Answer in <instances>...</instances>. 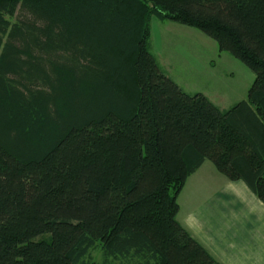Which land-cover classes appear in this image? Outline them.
Instances as JSON below:
<instances>
[{
    "label": "trees",
    "instance_id": "obj_1",
    "mask_svg": "<svg viewBox=\"0 0 264 264\" xmlns=\"http://www.w3.org/2000/svg\"><path fill=\"white\" fill-rule=\"evenodd\" d=\"M152 18L247 66L248 99L183 91ZM206 161L264 204V0H0V264H222L178 221Z\"/></svg>",
    "mask_w": 264,
    "mask_h": 264
},
{
    "label": "rangeland",
    "instance_id": "obj_2",
    "mask_svg": "<svg viewBox=\"0 0 264 264\" xmlns=\"http://www.w3.org/2000/svg\"><path fill=\"white\" fill-rule=\"evenodd\" d=\"M152 53L161 69L188 94H203L222 110L248 99L255 74L196 29L152 18ZM226 179L210 161L187 181L178 198V221L205 203ZM96 261L100 251L94 252Z\"/></svg>",
    "mask_w": 264,
    "mask_h": 264
},
{
    "label": "crops",
    "instance_id": "obj_3",
    "mask_svg": "<svg viewBox=\"0 0 264 264\" xmlns=\"http://www.w3.org/2000/svg\"><path fill=\"white\" fill-rule=\"evenodd\" d=\"M182 224L222 264H264V204L242 181L224 179Z\"/></svg>",
    "mask_w": 264,
    "mask_h": 264
}]
</instances>
